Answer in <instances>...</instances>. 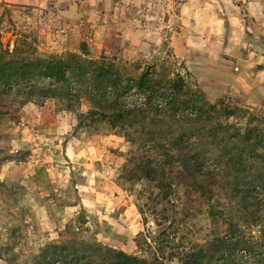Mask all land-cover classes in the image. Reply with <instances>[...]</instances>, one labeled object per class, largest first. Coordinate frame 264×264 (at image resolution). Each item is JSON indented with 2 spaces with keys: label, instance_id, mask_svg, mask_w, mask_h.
<instances>
[{
  "label": "rangeland",
  "instance_id": "374dc122",
  "mask_svg": "<svg viewBox=\"0 0 264 264\" xmlns=\"http://www.w3.org/2000/svg\"><path fill=\"white\" fill-rule=\"evenodd\" d=\"M185 11L203 29L185 24ZM0 26L11 48L15 33L32 30L48 54L109 56L134 76L180 73L218 108L213 140L192 136L184 149L199 154L211 199L178 163L164 189L140 177L137 145L92 133L55 99L28 102L17 120L0 115V242L15 238L18 264H34L80 214L106 246L157 264L192 253L203 264H264V0H0ZM188 27L193 49L178 53L172 36ZM143 98L134 89L130 102Z\"/></svg>",
  "mask_w": 264,
  "mask_h": 264
},
{
  "label": "trees",
  "instance_id": "16d2710c",
  "mask_svg": "<svg viewBox=\"0 0 264 264\" xmlns=\"http://www.w3.org/2000/svg\"><path fill=\"white\" fill-rule=\"evenodd\" d=\"M15 34L13 48L0 41V115L17 120L28 102L42 105L55 99L63 104L62 109L75 113L78 125L92 127V133L116 134L137 145L136 172H141L140 177L154 180L164 189L178 163L194 172L195 178L199 176L192 184L194 192L201 191L206 199L214 196V187L205 184L200 174L203 170H198L199 154L184 152L192 136L197 140L204 135L206 144L213 140L218 124L217 106L194 88L196 83L177 72H164L156 79L151 67L134 76L126 64L105 55L92 59L75 52L48 54L40 50L36 32L20 30ZM134 89L144 94L143 104L130 102ZM84 101L89 104L86 112L80 110ZM189 123L194 126L189 128ZM243 137L251 143L247 134ZM84 218L85 214H80L67 224L60 238L48 242L34 264H157L156 258H140L106 246L94 228L84 226ZM20 229L16 226L6 231L13 236ZM14 240L0 242V260L18 264L21 252L16 251ZM247 248L250 255H256L253 245ZM202 259L200 253H192L183 264H203Z\"/></svg>",
  "mask_w": 264,
  "mask_h": 264
},
{
  "label": "crops",
  "instance_id": "0c3cea01",
  "mask_svg": "<svg viewBox=\"0 0 264 264\" xmlns=\"http://www.w3.org/2000/svg\"><path fill=\"white\" fill-rule=\"evenodd\" d=\"M188 3L189 2H187V3H185L183 5V8H182L183 10H187V5L186 4H188ZM186 12L187 11L183 12L184 23L186 24L189 21H192V19L194 18L196 20V22L194 20H193V22H195L196 24L194 23L193 26L197 27L198 29L202 28V25H200L202 23L199 21V16H197L195 13H192L193 16H190ZM236 20H237V18L234 17V21H236ZM182 28H185V27H182ZM189 29H190V27H188L186 31L183 30L182 32L175 33L172 36V44L174 45V47H175V49H176V51L178 53H185L186 51H190V50L193 49V46H192L191 42H187V43L183 42V39L188 41L189 38H191V36H190L191 33L189 32ZM50 112H51V108L46 106L44 111H43V113H45V115H48ZM38 114L41 115L42 111H39Z\"/></svg>",
  "mask_w": 264,
  "mask_h": 264
},
{
  "label": "built area",
  "instance_id": "2783aa9c",
  "mask_svg": "<svg viewBox=\"0 0 264 264\" xmlns=\"http://www.w3.org/2000/svg\"><path fill=\"white\" fill-rule=\"evenodd\" d=\"M125 193H126V195H128V196H133L131 193H129V191L128 190H125ZM147 226L148 227H151V224L149 223V224H147ZM245 252V251H244Z\"/></svg>",
  "mask_w": 264,
  "mask_h": 264
}]
</instances>
